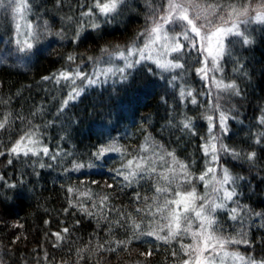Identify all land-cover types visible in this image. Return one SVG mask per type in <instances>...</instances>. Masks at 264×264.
<instances>
[{"label": "trees", "instance_id": "obj_1", "mask_svg": "<svg viewBox=\"0 0 264 264\" xmlns=\"http://www.w3.org/2000/svg\"><path fill=\"white\" fill-rule=\"evenodd\" d=\"M94 2L61 0L57 4V0H36L37 11L65 24L67 42L51 55L36 52L29 69L0 65V121L11 114L8 130L0 131V151H6L25 130H35L41 141L38 147L47 146L56 156L54 160L42 153L39 157L0 156L1 264H182L187 258L181 244H190L191 238L180 237L165 244L155 236L140 235V230L134 234L131 228L140 222L134 209L145 206L133 199L135 193L154 197V187L167 184L145 177L122 188L118 185L125 184L123 176H117L116 171L128 159L146 156L158 172L167 174L170 166L176 167L166 156L171 152L175 161L190 165L188 171L199 176L205 168L200 146L201 138L208 136L206 117L215 118L221 110H213L217 89L195 74V68L202 65L189 57L182 61L185 69L176 73L166 74L151 64H139L126 73V78L91 85L62 107L70 89L64 81L43 78L56 77L68 69L69 55L77 58L71 70L79 66L91 74L95 60L105 55L101 49L113 53L117 46H130L146 27L149 3L156 6L161 0H130L122 6L119 20L100 23L99 28L90 25L80 29V13ZM247 34L252 43L232 40V55L222 61L223 72L215 75L218 80L223 77L225 83L234 82L241 93L225 95L219 101L222 110L233 117L228 121L229 135L224 143L241 153H256L254 165L243 159L224 158L233 175L246 177L238 182L237 199L248 211L240 212L239 221L219 212L217 220L226 235L251 242L232 245L229 250L261 260L264 215L257 217L255 213L264 214V140L256 143L257 136L264 132L258 122L264 115V25L252 26ZM181 89L192 91L197 103L182 97ZM186 117L194 125L191 131L183 128ZM113 147L119 151H112ZM100 148L108 151L103 157L94 156ZM161 156L167 161L164 165ZM76 165L84 167L78 169ZM197 192L202 194L204 186L198 184ZM104 197L108 199L102 205ZM148 203L154 211L156 205L151 200ZM229 207L235 205L229 202ZM122 212L130 214L127 228L117 224L124 219ZM157 222L163 223L157 218L151 228L144 227L143 231L156 229ZM65 228L68 233L63 232ZM57 232L64 239L57 240L53 235ZM156 234L164 233L156 229ZM118 241L128 243L120 245ZM149 250L151 256L142 255Z\"/></svg>", "mask_w": 264, "mask_h": 264}, {"label": "snow or ice", "instance_id": "obj_2", "mask_svg": "<svg viewBox=\"0 0 264 264\" xmlns=\"http://www.w3.org/2000/svg\"><path fill=\"white\" fill-rule=\"evenodd\" d=\"M61 0H57L60 4ZM125 3V0H95L94 4L87 6V11L80 13L81 17H103L105 22L115 18L119 14V9ZM31 0H0V10L10 13L15 22L14 40L16 51L27 53L33 48V42L39 39L38 25L34 26L31 21L25 25V31L21 32L20 20H27L32 13ZM150 15L146 21V27L137 34L136 40L128 47L121 49L119 46L115 49V54L124 61V66L116 69L122 77L126 78V70L133 68L136 64H142L152 60L146 50L160 42V48L164 50V55H172V59L153 60L155 68L161 72L171 73L173 70H184L185 63L180 62L184 57H193L196 64L202 65L195 68V74L204 81L214 84L217 89L216 109H221L215 116L206 117L208 122V136L202 139L201 151L205 156V168L199 176H194L188 169V164L175 161L174 154L167 152L166 156L171 158L176 167L169 168V173L158 172L154 162L146 156H140L128 159L126 164L122 165L121 170L116 171L117 176H123L124 185L131 186L138 180H144L145 177H155L157 183H166L167 187H154L156 196H142L141 193H135L133 199L137 203H143L144 207L134 209L136 215L140 218L139 223L131 225L132 230H140V235L153 237L156 240H162L165 244L170 243L180 237H190V244H181L184 249L182 264H264V259L256 260L251 255L245 257L236 251H229V247L237 244H250L246 238L234 239L224 233L217 220L219 212H225L229 220H242L240 212H247V206H240L238 203L239 187L238 182L246 177L233 175L226 166L225 157L233 160H245L254 165L256 159L255 152L241 153L224 143V137L229 135L228 121L233 117L229 116L225 110H222L220 100L227 96H239L240 90L234 82L225 83L223 77L219 80L216 73H222V61L230 58L232 49L229 46L232 43L231 38H239L244 45L252 43L247 34L248 26L251 24L264 25V0H161L153 6L149 3ZM47 21L43 22L44 31H47ZM92 28H99L97 23L91 24ZM62 35V33H55ZM80 36V30L76 32V39ZM22 37V38H21ZM142 42V46L137 43ZM106 56H111L107 48L101 49ZM76 57L69 55L67 61L69 68L60 72L56 77H44L43 79H55L57 83L65 82V86L70 89L67 98L63 101L62 107L79 98L86 90L84 85L96 84L98 81L94 78L95 74L84 73L79 66L73 71L71 65L75 63ZM89 57V60H92ZM102 59L97 58L96 63H103ZM210 65V67H209ZM113 69L108 68L103 74L111 73ZM148 71H153L150 66ZM177 77H173L175 81ZM77 80L80 85H77ZM182 97H190L191 103L196 104L197 100L193 97L192 91L181 89ZM211 95V93H209ZM11 114L4 115L0 121V131H7L10 126ZM260 125L264 126V115L258 118ZM183 128L191 131L194 125L190 118H185L182 122ZM195 134V133H193ZM37 131L25 130L23 134L11 144L6 151H0V156H37L41 153L50 159H56V156L50 152L47 146L38 147L41 141L36 138ZM264 140V132L256 138V143ZM112 151H119L113 147ZM107 149L100 148L96 157H103ZM161 165L167 163L165 158H159ZM143 161V163H141ZM12 159L8 160L11 164ZM44 167L43 164L40 165ZM76 168H83L84 165H76ZM177 167L179 171H177ZM3 177H0L2 179ZM204 186L202 194L197 192V185ZM109 187H113L109 185ZM209 189L211 190L209 192ZM72 192V189H68ZM162 198V199H158ZM104 197L101 201L103 205L107 200ZM151 200L156 205L153 211ZM231 202L235 207H229ZM71 205V201H70ZM95 207V205H93ZM87 215H93L87 209L82 208ZM67 211V209H66ZM123 220L117 221L120 227H129L128 219L130 214L120 213ZM257 217L264 214L255 213ZM107 217H105L106 219ZM156 223V229L163 232V235L156 234V229L144 232V227H152V222ZM148 221L147 224L144 222ZM195 225V230H193ZM264 227V225H261ZM68 233L69 229H63ZM57 240H62L60 232L54 233ZM246 236V233L244 234ZM139 238V237H137ZM19 239V237L17 238ZM120 245L128 241H118ZM99 247H103L100 245ZM114 251L113 249H108ZM152 250L142 255L151 256ZM176 255L175 252L172 253Z\"/></svg>", "mask_w": 264, "mask_h": 264}, {"label": "rangeland", "instance_id": "obj_3", "mask_svg": "<svg viewBox=\"0 0 264 264\" xmlns=\"http://www.w3.org/2000/svg\"><path fill=\"white\" fill-rule=\"evenodd\" d=\"M38 1V0H37ZM130 0H125V3ZM36 0H31L32 3V13L28 15L27 20H20L21 23V32L25 31V25L28 21H31L34 26L38 25V31H39V39L33 42V48L28 50L27 53H22L16 51V45L15 43H10V40H14V32H15V22L10 15V13L0 10V65L2 64H8L11 66L23 68V69H29L32 66L33 57L36 52H42L44 55H51L57 52V50L62 47V45H65V43L68 40V33L65 29V24L60 21L58 18L52 19L45 15V13L37 11V8L35 6ZM124 3V4H125ZM124 4L122 6H124ZM121 6V8H122ZM121 8L119 9V14L115 15V18L109 19L108 21H117L120 19V16L122 15ZM47 21V31H44L43 22ZM107 21V22H108ZM92 23H106L105 19L103 17H83V24L80 25V29L83 26H90ZM254 25H262V24H251L248 26L247 32L249 33L252 29V26ZM55 33H62V35L58 36L55 35ZM22 38V37H21ZM237 40L239 38L232 37L231 40ZM138 44L142 46V42L137 41ZM160 42H157L156 45L152 46L151 48L147 49L146 52L148 55L152 56V60H148L144 62L145 64H151L155 67L153 64V60L156 59H172V55L165 56L164 50L160 48ZM196 53L193 52L191 56L184 57L180 62L184 61L187 58L193 59L195 57ZM102 59L103 63H96L95 60V66L94 70L91 72V74H95L94 78L97 79V83H107L117 80V78H122L121 74L116 71L119 67L124 66V61L118 57L115 52H113V55L106 56L99 58ZM139 64H136L133 68L126 70V73L137 67ZM210 67V65H209ZM108 68L113 69L111 73H107L106 75L103 74L107 71ZM172 72L176 73L177 70H173ZM163 73H169V72H163ZM79 85L80 81L78 80ZM95 85V84H94ZM85 89L89 87V85H84ZM193 230H195V225H193ZM190 238V237H189ZM231 251V250H229ZM1 264V263H0Z\"/></svg>", "mask_w": 264, "mask_h": 264}]
</instances>
